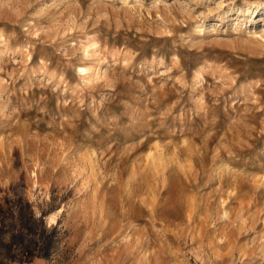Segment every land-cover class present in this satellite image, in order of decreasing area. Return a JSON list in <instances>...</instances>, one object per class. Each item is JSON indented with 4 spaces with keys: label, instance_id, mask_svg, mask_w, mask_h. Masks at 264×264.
I'll return each instance as SVG.
<instances>
[{
    "label": "rangeland",
    "instance_id": "374dc122",
    "mask_svg": "<svg viewBox=\"0 0 264 264\" xmlns=\"http://www.w3.org/2000/svg\"><path fill=\"white\" fill-rule=\"evenodd\" d=\"M0 160V264H264V0H0Z\"/></svg>",
    "mask_w": 264,
    "mask_h": 264
},
{
    "label": "bare ground",
    "instance_id": "6f19581e",
    "mask_svg": "<svg viewBox=\"0 0 264 264\" xmlns=\"http://www.w3.org/2000/svg\"><path fill=\"white\" fill-rule=\"evenodd\" d=\"M229 11V10H228ZM200 23L198 24H196L195 25V28L193 29V30H196L197 28L198 29H200ZM194 27V26H193ZM196 33V31H190V32H188V33H184L183 34V36L185 37V36H191V35H194ZM79 69V68H78ZM80 69H84V67H80ZM79 69V70H80ZM86 71V70H85ZM202 76V72H201V69H198L197 71H195V73H194V75H193V77H192V82H196V81H198L199 80V78ZM13 143V142H12ZM11 145V144H10ZM5 146V145H4ZM7 146H5V148H6ZM163 148V147H162ZM4 149V148H3ZM8 149V148H7ZM9 152V151H8ZM88 155V154H87ZM5 156H7L8 157V155H5ZM83 156V155H82ZM1 157H2V155H1ZM4 157V156H3ZM6 157V159H9V158H7ZM5 159V160H6ZM10 160V159H9ZM0 162H1V160H0ZM7 162V161H6ZM87 162H88V164H89V161L87 160ZM6 164V163H5ZM91 164H92V161H91ZM90 164V165H91ZM4 166V165H3ZM1 167V166H0ZM192 170V169H191ZM219 172V171H218ZM234 174V173H233ZM234 176V175H233ZM219 179V178H218ZM229 183V182H228ZM227 183V184H228ZM225 184V183H224ZM231 184V183H230ZM233 185V184H232ZM235 186V185H234ZM165 188V187H164ZM218 188V187H217ZM231 190V189H230ZM236 190V189H235ZM215 191V190H214ZM218 191H219V189H218ZM237 191V190H236ZM222 192H223V190H222ZM220 193V192H219ZM233 193V192H232ZM224 194V193H223ZM237 194V193H236ZM158 196V195H157ZM196 197V196H195ZM224 197V196H223ZM226 199V198H225ZM228 199V198H227ZM190 201V200H189ZM193 201V200H192ZM224 203V202H223ZM222 205V204H221ZM156 206V205H155ZM221 207V206H220ZM151 211H152V208H151ZM196 212V211H195ZM192 214H194V213H192ZM212 216V215H211ZM191 217V216H190ZM197 217V216H196ZM213 218V217H212ZM188 220H189V218H188ZM215 220V219H214ZM209 222H211L210 220H209ZM246 222V221H245ZM199 223V222H198ZM206 223V222H205ZM226 224V223H225ZM242 224V223H241ZM203 225V224H202ZM220 225V224H219ZM244 225V224H243ZM243 225H241L242 227H243ZM195 226H197V225H195ZM239 226V225H238ZM241 227V228H242ZM130 228V227H129ZM134 228V227H133ZM207 228H209V227H207ZM204 229V228H203ZM217 229V227L215 228V230ZM240 229V228H239ZM238 229V230H239ZM190 230V229H189ZM195 230V229H194ZM202 230V229H201ZM255 230V229H254ZM229 231V230H228ZM253 231V230H252ZM163 232V231H162ZM206 232V231H205ZM215 232V231H214ZM223 232H224V230H223ZM245 233H247V232H245ZM140 234V233H139ZM226 234V233H225ZM248 234V233H247ZM230 235H231V233H230ZM229 235V236H230ZM197 236V235H196ZM134 237H136V236H134ZM168 237V236H167ZM225 237H226V235H225ZM139 239V238H138ZM137 239V240H138ZM146 239V238H145ZM194 239V238H193ZM232 239V238H231ZM133 240V239H132ZM223 240V239H222ZM226 240V239H225ZM193 241V240H192ZM224 241V240H223ZM230 241V240H229ZM129 243V242H128ZM232 243V242H231ZM230 243V244H231ZM221 244V243H220ZM221 245H225V243L224 244H221ZM221 245H219V246H221ZM228 245V244H227ZM233 245H234V243H233ZM141 247H142V245H141ZM233 247V246H232ZM231 247V248H232ZM140 248V247H139ZM164 248V247H163ZM215 248V247H214ZM264 249V248H263ZM217 250V249H216ZM234 250V249H233ZM214 251H215V249H214ZM226 251V250H225ZM154 252V251H153ZM232 254V253H231ZM214 255V254H213ZM230 255V254H229ZM161 256V255H160ZM216 256V255H215ZM215 256H213V257H215ZM219 256H220V254H219ZM218 256V257H219ZM241 256V255H240ZM243 256V255H242ZM225 256H223L222 254H221V256H220V258H221V260H218V262L219 263H222V261L223 260H225V258H224ZM205 258V257H204ZM212 258V257H211ZM151 259V258H150ZM241 259V258H240ZM202 260V259H201ZM215 260V259H214ZM226 260H228V259H226ZM215 262H217L216 260H215ZM218 262L216 263V264H218ZM224 262V261H223ZM226 262V261H225ZM210 264H211V262H210ZM224 264V263H223Z\"/></svg>",
    "mask_w": 264,
    "mask_h": 264
}]
</instances>
